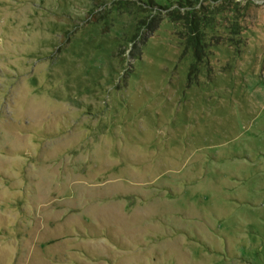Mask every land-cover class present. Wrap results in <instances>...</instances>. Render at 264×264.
<instances>
[{
	"label": "rangeland",
	"instance_id": "obj_1",
	"mask_svg": "<svg viewBox=\"0 0 264 264\" xmlns=\"http://www.w3.org/2000/svg\"><path fill=\"white\" fill-rule=\"evenodd\" d=\"M249 1L0 0V264H264Z\"/></svg>",
	"mask_w": 264,
	"mask_h": 264
},
{
	"label": "trees",
	"instance_id": "obj_2",
	"mask_svg": "<svg viewBox=\"0 0 264 264\" xmlns=\"http://www.w3.org/2000/svg\"><path fill=\"white\" fill-rule=\"evenodd\" d=\"M206 1H209L210 3H217V2H220L222 0H206ZM252 1H254V0H252ZM249 3H252L251 0L249 1ZM178 7L192 10V8L197 7V2H193V0H185L184 3L178 4ZM168 8H169V6H168ZM175 11L181 13L180 12L181 10L179 8H177V10H175ZM187 12L191 13L190 11H187ZM173 15L176 16L177 14L175 13ZM201 21H202V19L195 17V21L193 22V26H192L191 30L195 31V32H199L200 31ZM191 41H192V46L195 48L194 51L196 52L197 56L199 57L201 43H202V38L197 37L196 39L191 40Z\"/></svg>",
	"mask_w": 264,
	"mask_h": 264
}]
</instances>
